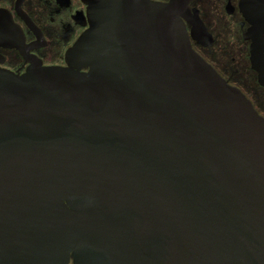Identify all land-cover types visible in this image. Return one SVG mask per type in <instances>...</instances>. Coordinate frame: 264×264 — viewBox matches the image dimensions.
I'll list each match as a JSON object with an SVG mask.
<instances>
[{
  "label": "water",
  "instance_id": "water-1",
  "mask_svg": "<svg viewBox=\"0 0 264 264\" xmlns=\"http://www.w3.org/2000/svg\"><path fill=\"white\" fill-rule=\"evenodd\" d=\"M85 1L66 66L0 68V264H264V116L198 12ZM240 9L264 86V0Z\"/></svg>",
  "mask_w": 264,
  "mask_h": 264
},
{
  "label": "flooded vegetation",
  "instance_id": "flooded-vegetation-1",
  "mask_svg": "<svg viewBox=\"0 0 264 264\" xmlns=\"http://www.w3.org/2000/svg\"><path fill=\"white\" fill-rule=\"evenodd\" d=\"M150 1L171 2V0ZM183 1L190 2L191 14L194 15L195 11L198 12L212 36L213 43L211 46H204L192 41L193 47L210 63L212 61L206 56H212L209 54L213 53L217 32L223 29V26L239 27L245 46L240 49V52L247 57V67L252 78L249 88L246 91L243 88L241 90L253 102L259 113L264 116V86L260 84L258 72L252 68L250 60L251 41L244 39V33H248L252 25L246 21L241 12L240 2L242 0ZM84 2L86 1L0 0V25L11 23L19 29L17 31L11 28L7 30L8 27H6L5 31L2 32V37H0V68L15 73H24L32 65L31 59L39 60L43 66H66L67 51L88 27V6ZM222 19L225 20L224 25L221 23ZM27 20L34 24L35 29L27 24ZM188 29L191 31L192 26L188 25ZM13 38L14 41H12ZM208 42L205 41L206 44ZM211 64L213 65V63ZM218 71L226 80L231 79L228 70L225 72L223 70Z\"/></svg>",
  "mask_w": 264,
  "mask_h": 264
},
{
  "label": "rangeland",
  "instance_id": "rangeland-1",
  "mask_svg": "<svg viewBox=\"0 0 264 264\" xmlns=\"http://www.w3.org/2000/svg\"><path fill=\"white\" fill-rule=\"evenodd\" d=\"M221 23L224 25L225 20L222 19ZM243 41L238 26H223V29L217 32L213 53L209 54L212 56L206 57L218 70L229 69L236 80L245 84L242 88L246 91L247 86L251 85L252 78L247 67V57L240 52V49L245 47Z\"/></svg>",
  "mask_w": 264,
  "mask_h": 264
},
{
  "label": "trees",
  "instance_id": "trees-1",
  "mask_svg": "<svg viewBox=\"0 0 264 264\" xmlns=\"http://www.w3.org/2000/svg\"><path fill=\"white\" fill-rule=\"evenodd\" d=\"M225 70H226V68H225ZM225 70H224V72H225ZM228 74L230 75V80H229V82L230 83H232L233 85H236V86H238V87H240L241 89H242V86L244 87L245 86V84L241 81L240 82V80H236V78H235V76H233L231 73H230V70L228 69ZM223 76V75H222ZM225 78V77H224ZM249 88V85L247 86V88L246 89H248Z\"/></svg>",
  "mask_w": 264,
  "mask_h": 264
}]
</instances>
